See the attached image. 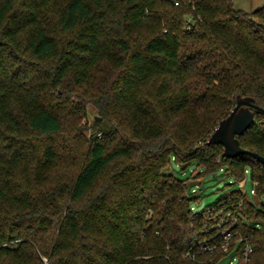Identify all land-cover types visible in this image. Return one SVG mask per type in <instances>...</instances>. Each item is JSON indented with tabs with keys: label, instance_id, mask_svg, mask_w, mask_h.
<instances>
[{
	"label": "trees",
	"instance_id": "trees-1",
	"mask_svg": "<svg viewBox=\"0 0 264 264\" xmlns=\"http://www.w3.org/2000/svg\"><path fill=\"white\" fill-rule=\"evenodd\" d=\"M175 1L0 0V264H216L224 210L252 244L246 264H264V204L234 190L194 211L168 172L248 173L264 193L261 162L207 143L238 95L264 109V3ZM87 104L107 125L77 151L65 126ZM252 111L236 138L264 156Z\"/></svg>",
	"mask_w": 264,
	"mask_h": 264
},
{
	"label": "rangeland",
	"instance_id": "rangeland-1",
	"mask_svg": "<svg viewBox=\"0 0 264 264\" xmlns=\"http://www.w3.org/2000/svg\"><path fill=\"white\" fill-rule=\"evenodd\" d=\"M264 3V0H233L234 6L246 12H251ZM92 93L94 87L90 88ZM100 122L101 124L95 125V122ZM107 123L103 118L98 114L96 108L91 105H86V111L83 116H78L77 118L69 119V122L66 124V130L64 135L75 136L76 141L78 142L77 151L83 149L85 140L90 136V134L98 129V127H104ZM63 135V136H64ZM65 137V136H64ZM66 153L71 152V148L64 146ZM60 151H62L60 149ZM63 152V151H62ZM64 153V152H63ZM71 168V166H70ZM201 168L190 165L184 171H181L174 163L168 169V172L172 173L174 176L179 178H187L188 183L191 184L192 192L199 197L198 202L192 204V210L200 211L206 208H209L213 203L217 202L224 195H230L234 190H240L243 196L238 197V204L243 203V200H252L258 206L264 204V193L261 195L256 192L252 195L251 191L254 189V183L251 180L250 175L247 173L243 181L244 187H240V182H234L232 178L227 176L224 172H218L214 175L200 176L199 173ZM264 190V187H263ZM254 196V197H253ZM233 197V196H232ZM236 195L234 196V198ZM263 197V198H260ZM244 198V199H243ZM240 208L237 210L239 211ZM221 212V211H220ZM220 222H226L223 226L224 228L232 226L235 222L234 218L237 219L236 213L231 211H222L220 214ZM233 218V219H232ZM260 222H263L262 219H258ZM235 237L232 242L237 240L241 235L238 231H234ZM234 253L224 256L216 264H228L231 260ZM28 260V259H27ZM45 259H43L44 261Z\"/></svg>",
	"mask_w": 264,
	"mask_h": 264
},
{
	"label": "water",
	"instance_id": "water-1",
	"mask_svg": "<svg viewBox=\"0 0 264 264\" xmlns=\"http://www.w3.org/2000/svg\"><path fill=\"white\" fill-rule=\"evenodd\" d=\"M252 110L264 113V109L256 105L253 98L238 95L235 106L228 116L219 122L207 143L220 144L223 147V158L233 159L242 154H247L264 165V156L243 149L236 138L252 124L254 120Z\"/></svg>",
	"mask_w": 264,
	"mask_h": 264
},
{
	"label": "built area",
	"instance_id": "built-area-1",
	"mask_svg": "<svg viewBox=\"0 0 264 264\" xmlns=\"http://www.w3.org/2000/svg\"><path fill=\"white\" fill-rule=\"evenodd\" d=\"M175 5L176 6L179 5L178 0L175 1ZM243 181L241 184H239L240 187H244ZM251 193L254 194V189L251 191ZM234 221L235 222L232 225L236 224L237 219L234 218ZM225 223L226 222H221L219 226H223ZM230 228L231 226L227 228H223L222 240L219 244V248L223 253H225V256L234 253L228 264H246L247 262H249L250 256L253 252L252 244L250 243L247 237H242V236H240L237 240L232 242L235 237V234L234 231L231 230ZM199 248L201 251L216 250V246L209 247L208 242H201L199 244ZM185 256L191 258L192 260L194 259V255L191 252H187Z\"/></svg>",
	"mask_w": 264,
	"mask_h": 264
}]
</instances>
